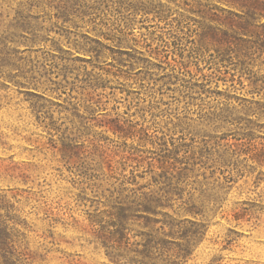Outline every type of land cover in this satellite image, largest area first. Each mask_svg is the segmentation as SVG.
Instances as JSON below:
<instances>
[{"label":"rangeland","instance_id":"1","mask_svg":"<svg viewBox=\"0 0 264 264\" xmlns=\"http://www.w3.org/2000/svg\"><path fill=\"white\" fill-rule=\"evenodd\" d=\"M0 264H264V0H0Z\"/></svg>","mask_w":264,"mask_h":264}]
</instances>
